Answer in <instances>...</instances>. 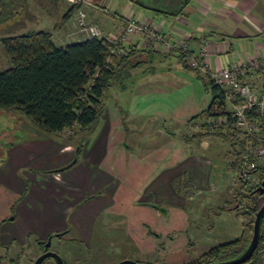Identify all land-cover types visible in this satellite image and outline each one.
Segmentation results:
<instances>
[{
    "label": "rangeland",
    "instance_id": "rangeland-1",
    "mask_svg": "<svg viewBox=\"0 0 264 264\" xmlns=\"http://www.w3.org/2000/svg\"><path fill=\"white\" fill-rule=\"evenodd\" d=\"M69 5H71V8L73 7L69 0H0V38L39 30H49L54 34V31L60 30L67 23L63 19V15L65 8ZM76 10V6H74L68 24L70 35L78 38L77 35L86 36V34L78 32L71 22L72 18L76 16ZM99 28L102 30L100 25ZM102 33L104 35L103 30ZM135 38L138 39L133 35L128 42L131 39L135 41ZM54 39L57 45H61L55 37ZM128 42L123 46L128 45ZM140 43L142 44L141 48L147 50L145 38L140 39ZM173 62L175 63V59L172 61L165 59L158 64L161 65L160 67H156L158 74L153 79L158 76L164 78L165 81L162 82L163 90L141 92L142 87L139 88L138 82L135 81L128 84V86L125 82L118 83L120 86H117L118 84L112 85L108 89L105 98L106 112L109 113L111 119L114 121L115 114H120V109L123 113L119 117L123 119L132 118V110L130 111V109L136 111L139 109L145 111L146 109L149 111L157 110L168 115L179 116L182 114L178 111H185L193 107L200 114L213 94L205 91V86L195 71L173 66ZM0 66L3 68L9 66V57L1 41ZM143 76L144 74L138 81H142ZM183 76L186 79L191 76L195 80L194 86H188V88L184 86L185 90H183L179 82V79H183ZM128 80L129 78L126 81ZM124 90H126L125 93H123ZM140 118L138 116L134 121L138 122ZM206 119V114H202L195 120L190 118L185 124L186 128L177 131V135L187 133L195 136L196 139L192 140L191 145L187 146L189 152H184L190 155V171L186 174L184 170H181L179 174L171 177H158L161 173L160 168L162 169L169 161L157 159V153L153 152L157 147H161V143H166L165 139H157L158 134L154 136L158 129L160 134L166 135L165 138L177 139V136L174 137V131L168 125L170 119L163 121L161 116L146 115L142 119L145 124L141 136H138L135 132L129 133L125 130L127 142H134L136 150L140 152L142 157L144 156L140 162L143 168L142 172L139 173L140 176H138V172H133V176H130V170L127 169L128 172L125 175L124 171L121 172L120 170L125 163V159L122 158L123 155H120L125 147V140L123 139L124 144L119 152H115V156L112 151L113 137L118 139L119 133L111 136L109 144L107 137L110 129L108 122H106L108 121L107 117L98 121L92 129L86 132L75 133L77 126H73L66 129L61 136L58 133L42 131L37 125L29 121L22 112L14 108H0V179L6 180L8 172L5 174L6 171H2V169L8 162L16 158L12 146L21 143L27 145L29 143L31 149L28 151L27 156L32 155L36 158L38 148L31 145L35 142L50 144V140H56L58 144H61L66 143L67 140L72 145L73 155L78 144H81L83 151L80 153L78 161L85 157L92 158L95 161L94 172L99 175L97 177L98 187H101L98 190L99 195L106 196L110 200L118 199L116 206L120 205L121 198L125 200H122V210L129 215L132 223L134 222V228L125 224L124 231L120 230V225L108 224L105 227V230L108 231L107 236L102 242L96 244V254L90 256L88 264H116L123 257L141 262L150 261L155 264H185L196 259L213 246L236 239L242 234L243 216L245 215H243V211H245V208H234L235 203L241 201V204H244L247 201V198L244 197V180L247 181L251 189V184L256 179L261 182L259 181L261 178L257 174L246 177L241 173L240 177L238 174L233 173V170H231L232 162L235 159L233 145L231 141L229 142L221 136L208 135L206 130L201 128V123L205 122ZM125 123L129 125L127 120H125ZM128 129L132 130L129 126ZM12 143L13 145H11ZM237 146L240 147L238 144ZM246 155L250 157V154L246 153ZM183 160L180 158L178 162ZM242 163H244L243 166L249 164L245 159ZM128 164L131 165L130 162ZM132 165H136V162L133 161ZM157 168L159 169L158 174H156ZM31 170V166L25 167L24 165L16 172L26 184L23 191L25 193L21 194L22 198L27 195L26 191L29 190L32 184V180L27 173ZM134 173L136 176H134ZM84 177H86V188L88 190L93 188L94 178L96 177L92 174ZM188 182H191V190L186 188ZM103 185L104 188H102ZM75 189L81 190V188ZM74 197L77 202L81 200L82 193ZM146 202H153L149 204L164 207L167 212H163L159 208L158 210L155 209L157 215L153 217V215L141 210L144 207L141 204ZM16 206L17 203L14 204L13 211L4 219V223L21 224L22 218L17 214ZM221 206L227 208L224 210ZM13 216L14 219H11ZM102 217L101 213L100 219L97 220L94 226V228H99L96 231L97 235L103 231L105 221H102ZM108 218L112 223H117L120 220L118 215H108ZM67 219L68 224H66L65 229L70 227L72 230L71 235L68 234L65 237L79 236L85 243H88V239L77 227L78 224L76 223L79 219L72 216H68ZM17 231H19V237H17L19 241L10 242V245H12L9 252L10 257L18 255L20 247L25 246L26 249L30 244L34 245L37 238L35 232L29 230L27 226L18 225ZM56 232L59 231L53 233ZM148 237L153 238V240H148ZM73 240L69 238L61 240L54 237L52 243L55 246L61 242L59 250L63 257L68 258L66 252L72 254L73 257L69 258L71 264H82L76 262L75 259H78L79 255L82 258V254L87 249L85 248L84 251L78 253L76 246L80 245V241ZM17 243L19 247L16 246ZM138 244L142 245V248H139ZM7 253L6 249L0 247V257L4 254L7 255ZM36 255V251L26 249L22 257L19 258V264H32ZM7 259L8 257L4 256L2 261L7 263ZM52 262L54 260L48 258L45 264H52Z\"/></svg>",
    "mask_w": 264,
    "mask_h": 264
},
{
    "label": "crops",
    "instance_id": "crops-1",
    "mask_svg": "<svg viewBox=\"0 0 264 264\" xmlns=\"http://www.w3.org/2000/svg\"><path fill=\"white\" fill-rule=\"evenodd\" d=\"M83 3L88 8L90 20H96L106 37L117 35L124 24L123 18L131 16L140 20L151 21L172 42L180 43L188 41L195 54H199L203 40L207 39L209 55L216 66L227 65L233 67L237 63L247 59V57H260L264 55V0H83ZM70 9L71 5L65 8L63 15V19L67 23L60 30L54 31L53 34L58 42L61 43L59 46H66L72 42L84 39V36L81 35H77L78 38L70 35L68 24L72 14V11L69 13ZM67 13L69 15L65 17ZM67 24L68 27L66 26ZM135 37L138 39L135 38V41L131 39L128 45L136 43L135 45L138 46L139 51L132 57L135 67L131 70L132 75L129 80H125L127 86L135 81L138 82L139 88L142 87L141 92L163 90L162 82L165 81L164 78L158 76L153 79V77L158 74L156 67H160L161 65L158 64L162 63L165 59L171 61L175 59V63H172L173 66L192 70L185 66V60L179 54L162 55V53L142 50L140 39L143 36L135 35ZM143 74L142 81H138ZM147 77L148 79L145 80ZM179 80L183 90H185L184 86L187 88L188 86H194L195 80L191 76L187 79L183 76V79ZM117 84L114 83L112 85ZM117 86L120 85L118 84ZM205 91L207 93L211 92V90H207L206 88ZM211 100L212 98H209L207 105L202 111L208 108ZM131 110L132 118L129 119L119 117L123 113L121 109L120 114H115V118L113 117L114 121L108 112H105L101 118L105 119L107 117L108 120L106 122H108L110 129L107 137L109 144L111 136L119 133L118 139L113 137L112 151L114 155L115 152L121 150V146L124 144L123 139L125 140L124 146L126 148L124 147L120 154L125 159L124 165L120 168L121 172L124 171L125 175L128 169L131 171L130 176H133V172H138V176H140L139 173L142 172L143 168L140 162L144 156L142 157L140 152L136 150L134 142H127L125 130L129 131V133L135 132L138 136H141L144 130L143 125L145 124L142 119L146 115L161 116L163 121L170 119L168 125L174 131V137L177 136L176 140H170L165 138V134H160L159 129L154 134V136L158 134L157 139L159 140L165 139L166 143H161V147H157L153 152L157 153V159L169 161L162 169L160 168L161 173L158 177L175 176L181 170H184L185 173L190 171V155L184 152H189L187 146L191 145L192 140L196 138L187 133L177 135V131H181L184 127L186 128L185 124H187L190 118L199 114L198 111L192 107L185 111H178V113L182 114L178 116L168 115L165 112L157 110ZM138 116L141 117L139 121H134ZM125 120L129 122V125L125 123ZM128 126L132 130H129ZM117 128L118 131L116 132ZM25 145L21 143L20 145L11 147L16 160H11L2 169V171H6L5 174L8 172V175L6 180L0 179V222L4 223V219L13 211L15 203H17V214L21 216L22 222L16 225L9 222L2 224L1 242L9 244L19 237V231H17L18 225L27 226L29 230L31 229L35 232L37 238H45L55 231L64 230L66 224H68L67 217L72 216L79 219L78 223H76L79 225L77 227L89 241L85 243L80 238V245L76 246L77 251L79 253L86 248L87 251L85 250L82 256L90 257L92 254H96V244L102 242L107 236L108 231L105 230V227L108 224L113 226L120 225L121 231H124L125 224L134 228V222L132 223L129 215L122 210L123 201L125 200L121 198L120 205L116 206L118 199L110 200L106 196L99 195L98 190L101 188L98 187L99 182L97 177L99 175L94 172L95 161L92 158L85 157L81 161H78L76 159V152L73 155L74 150L71 149L72 145L67 140L66 143L61 144H58L56 140H50V144H47V142H35L31 144L38 148L36 158L32 155L27 156L31 147L29 143ZM73 158L76 159L74 163H72ZM180 158L184 160L178 162ZM133 161L136 162V165H132ZM24 165L25 167H32V170L27 172L32 180V184L29 190L26 191L27 195L22 198L21 194L24 193L26 184L16 172ZM69 167L71 168L68 169ZM156 171V174H158L159 169L157 168ZM91 174L96 178H94L93 188H89L88 190L85 186L86 177L84 176ZM134 176H136L135 173ZM88 178L90 179V177ZM75 188H81V190L78 191ZM102 188H104V185ZM124 192L126 193V191ZM79 193H82V198L76 202L74 196H79ZM115 195L117 198L116 193ZM147 202L141 204L144 206L141 210L155 217L157 215L155 209L158 210V207L149 204L153 202ZM101 213L103 215L102 221L104 220L105 223L103 231L97 235L96 231L99 228H94V226L97 220L100 219ZM108 215H118L120 216V220L117 223H112L109 221ZM11 219H14V216ZM95 234L98 236L97 238ZM147 239L153 240L150 237ZM138 247L142 248V245L138 244ZM66 254L68 255V258H66L68 260L73 257L70 252H66Z\"/></svg>",
    "mask_w": 264,
    "mask_h": 264
},
{
    "label": "trees",
    "instance_id": "trees-1",
    "mask_svg": "<svg viewBox=\"0 0 264 264\" xmlns=\"http://www.w3.org/2000/svg\"><path fill=\"white\" fill-rule=\"evenodd\" d=\"M0 41L9 57V66L5 68L0 66V108H14L42 131L58 133L61 136L66 129L73 126H77L75 133L93 128L106 112L105 98L108 89L112 84L123 83L131 77V70L135 67L132 57L139 51L136 43H133L125 45L123 52L114 53L110 39L104 35L59 46L49 30L4 36ZM147 50L160 53L153 48ZM180 56L185 60V66L190 68L185 55ZM192 70L197 73L205 88L211 90L213 94L208 108L191 118L195 120L202 114L208 117L217 100L221 104L224 103V95L210 78ZM201 128H204L208 135L221 136L231 141L235 154L231 170L241 177L245 167L242 162L247 153L245 143L241 142V146L238 147L230 134L208 131L206 120L201 123ZM81 152L82 145L78 144L76 159ZM251 162L256 166L251 168L250 172L257 174L262 182L263 164L253 157ZM244 181V197L247 201L244 204H241V201L236 202L234 206L245 208L242 234L236 239L213 246L185 264L225 261L241 255L246 250L253 237L256 213L264 205V192L257 190L261 182L251 189L247 181ZM186 186L191 190V182ZM221 208L225 210L227 207ZM244 264H264V215L257 247L250 260Z\"/></svg>",
    "mask_w": 264,
    "mask_h": 264
},
{
    "label": "built area",
    "instance_id": "built-area-1",
    "mask_svg": "<svg viewBox=\"0 0 264 264\" xmlns=\"http://www.w3.org/2000/svg\"><path fill=\"white\" fill-rule=\"evenodd\" d=\"M69 1L77 9L71 22L78 32L86 34L83 38L102 37L99 25L89 19L88 8L83 0ZM123 20L119 33L108 37L113 45L112 52H123V45L133 35L139 34L145 38L147 49L153 48L164 55H185L189 67L210 78L224 95V103L217 100L206 119L208 131L228 133L239 146L241 142L245 143V150L250 154V157L244 156L245 161L250 163L242 170L246 177L254 174L250 172L256 166L251 162L252 157L259 159L264 166V55L248 57L233 67L216 66L210 58L207 39L203 40L199 54H195L188 41L172 42L151 21L131 16ZM259 183L256 179L251 187L255 188Z\"/></svg>",
    "mask_w": 264,
    "mask_h": 264
},
{
    "label": "flooded vegetation",
    "instance_id": "flooded-vegetation-1",
    "mask_svg": "<svg viewBox=\"0 0 264 264\" xmlns=\"http://www.w3.org/2000/svg\"><path fill=\"white\" fill-rule=\"evenodd\" d=\"M2 224H3V222H0V236H1V231H2ZM72 229L69 227V228H66L65 230H62V231H59V232H56V233H51L50 235H48L47 237H46V239L45 238H36L35 239V241H34V245H32V244H30L29 245V247L28 248H26V249H29V250H34V251H36V253H37V255H36V257L35 258H33V261H32V264H34V262H35V260H36V258L38 257V256H40L41 254H43L44 252H46V251H49V250H53V251H56V252H58L60 255H61V252H60V250H59V247L61 246V242L60 243H58L57 245H55V246H53V243H52V241H53V238L54 237H58V238H60L61 240H64V239H70V240H80V237L79 236H68V238L67 237H65V235H68L69 233H70V231H71ZM57 233H62L61 235H57ZM71 235V234H70ZM75 237V238H74ZM14 241H19L18 240V238H15V240ZM14 241L12 242V243H14ZM50 241V245L49 246H46V244L48 243ZM16 246L17 247H19V244L17 243L16 244ZM0 247L1 248H4V249H6V251L8 252L7 253V255H2V257H0V264H19V258L20 257H22V255H23V253H24V251L26 250L25 249V246H22V247H20L21 249H20V251H19V253H18V255H16V256H14V257H10L9 256V252L11 251V249H12V245H10V243L9 244H7V243H4V242H1V240H0ZM211 249V248H210ZM3 250V249H2ZM38 250V251H37ZM207 252V251H206ZM8 257V261H7V263H5L4 261H2L3 260V257ZM62 256V255H61ZM87 257V256H86ZM85 256L84 257H79L78 258V260L76 259V261L78 262V263H82V264H88V262H89V258L90 257H87L86 258ZM48 258H52V257H47L46 259H44V261L41 263V264H45L46 263V261H47V259ZM62 258L64 259V261H65V263L66 264H71L70 263V261L68 260V259H66L65 257H63L62 256ZM53 260H54V258H52ZM122 260H124V259H129V258H127V257H123V258H121ZM121 260V261H122ZM138 261V260H137ZM54 262H55V260H54ZM54 262H52V264H54ZM73 262H74V260H73ZM120 262V261H119ZM118 262V263H119ZM140 264H146V263H148L147 261H145V262H141V261H138ZM118 263H116V264H118ZM153 263V262H152ZM55 264H56V262H55ZM73 264V263H72ZM153 264H155V263H153Z\"/></svg>",
    "mask_w": 264,
    "mask_h": 264
},
{
    "label": "water",
    "instance_id": "water-1",
    "mask_svg": "<svg viewBox=\"0 0 264 264\" xmlns=\"http://www.w3.org/2000/svg\"><path fill=\"white\" fill-rule=\"evenodd\" d=\"M76 159L72 161L74 163ZM257 190L260 191L261 193L264 192V180H262L261 184L257 187ZM155 206V205H154ZM158 207V206H155ZM160 210L163 212H166V208L164 207H158ZM264 215V205L258 210L256 213V218L254 222V231H253V237L251 239L250 244L246 248V250L239 256L225 260V261H220V262H214V263H209V264H244L250 258L253 256V253L257 247L258 241H259V235H260V227H261V220ZM12 218V217H11ZM62 233H57V235H61ZM50 245V241L46 244V246ZM47 257H52L54 258L56 264H66L62 256L53 250H49L38 256L34 262V264H41L44 259ZM118 264H140L138 261L133 260V259H124L120 261Z\"/></svg>",
    "mask_w": 264,
    "mask_h": 264
}]
</instances>
